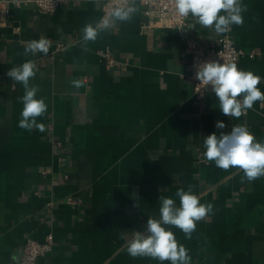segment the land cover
I'll return each instance as SVG.
<instances>
[{"label":"crops","instance_id":"0c3cea01","mask_svg":"<svg viewBox=\"0 0 264 264\" xmlns=\"http://www.w3.org/2000/svg\"><path fill=\"white\" fill-rule=\"evenodd\" d=\"M0 4V264H15L28 238L52 235V252L37 264H171L131 257L121 232L145 231L160 218V197L189 189L212 211L187 239L171 230L190 264H264V176L249 181L238 168L223 170L204 156V137L245 126L264 143V102L239 117L220 111L208 89L194 92L186 36L216 43L229 35L243 52L237 67L261 77L264 93V0H241L243 24L217 34L195 28H146L143 8L83 40L105 0H64L53 14L36 6ZM8 13H5V9ZM223 14V13H221ZM41 36L47 54L25 55ZM62 45L63 50L57 47ZM110 51L109 65L99 52ZM31 60L37 99L47 111L44 131L18 126L25 94L6 73ZM241 95L238 99L242 100ZM218 121L226 125L216 127ZM15 257V259H13Z\"/></svg>","mask_w":264,"mask_h":264},{"label":"clouds","instance_id":"9594fccd","mask_svg":"<svg viewBox=\"0 0 264 264\" xmlns=\"http://www.w3.org/2000/svg\"><path fill=\"white\" fill-rule=\"evenodd\" d=\"M173 3L179 17H192L202 27L213 28L217 34L226 33L233 24L239 26L244 22L241 0H173ZM136 11L127 0H123L95 26L86 25L83 28V40L95 41L98 32L111 28L117 21L130 20ZM187 28L193 29L195 25L189 23ZM48 51L49 41L41 36L38 40L26 42L24 54H47ZM195 67V78L206 88L211 86V92L218 98V108L225 116L239 118L255 102H264V93L257 87L261 83V77L253 72L241 70L235 63L222 64L218 61L203 62ZM6 75L22 83L25 90L20 98L23 109L18 126L28 131L34 127L44 131L45 126L38 124L36 118L47 111V105L42 98H36L38 87L29 84L30 79L36 75L35 63L28 60L11 68ZM241 95L242 100L238 99ZM225 126L223 121L216 124L219 129ZM204 148L206 160L214 161L215 166L220 169L238 168L249 181L264 176V143L255 142V137L245 126L234 125L230 132H221L219 136L212 133L204 137ZM175 195L179 197V207L174 199L160 197V218H148L145 231L121 232V238L125 241L122 251L126 250L133 258L147 256L160 261H171V264H190L188 251L178 244L173 232L164 225L178 227L187 239H191L196 222L205 218L212 211L213 205L201 204L200 197L190 189H178Z\"/></svg>","mask_w":264,"mask_h":264},{"label":"built area","instance_id":"2783aa9c","mask_svg":"<svg viewBox=\"0 0 264 264\" xmlns=\"http://www.w3.org/2000/svg\"><path fill=\"white\" fill-rule=\"evenodd\" d=\"M33 3L37 10L43 14H53L58 8L63 5L64 0H20L15 1L17 5ZM123 0H105L102 8L101 19L110 11L122 3ZM130 6L138 3L142 8L145 17L147 18L146 28L168 29L176 28L183 29L188 18H181L175 12L173 0H127ZM8 2H1L2 5H7ZM8 13V9H5ZM185 54L190 59L189 76L194 84V92L199 98H202L211 86L200 84L195 78L196 65L207 61H218L224 63H235L237 65L243 52L235 47L232 39L227 34L222 36L216 43H209L197 40L186 36ZM58 50H63L64 47L59 45ZM101 57L109 65L114 63L113 56L110 51L99 52ZM54 241L52 235H49L45 242L41 243L33 238H28L19 260L15 264H37L39 260L52 252Z\"/></svg>","mask_w":264,"mask_h":264}]
</instances>
